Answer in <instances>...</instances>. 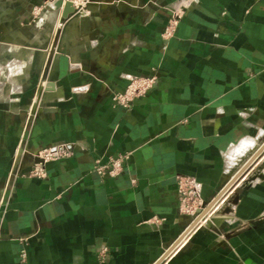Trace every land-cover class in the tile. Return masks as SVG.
Returning a JSON list of instances; mask_svg holds the SVG:
<instances>
[{"label": "crops", "instance_id": "crops-1", "mask_svg": "<svg viewBox=\"0 0 264 264\" xmlns=\"http://www.w3.org/2000/svg\"><path fill=\"white\" fill-rule=\"evenodd\" d=\"M66 2L0 0V264H264V0H104L56 39ZM56 144L71 154L30 176ZM181 175L207 207L240 181L239 199L162 260L191 221Z\"/></svg>", "mask_w": 264, "mask_h": 264}, {"label": "built area", "instance_id": "built-area-1", "mask_svg": "<svg viewBox=\"0 0 264 264\" xmlns=\"http://www.w3.org/2000/svg\"><path fill=\"white\" fill-rule=\"evenodd\" d=\"M70 1L76 8L79 16L84 14L86 5L90 0H67ZM39 7L34 8V13L39 12ZM183 15L182 10H176L167 19L166 25L162 32L164 39L168 40L175 32L176 26ZM158 75L151 73L148 75H135L128 79V84L124 90L112 94V102L119 107L128 108L135 99L145 96L157 83ZM71 154V147L67 144H56L44 147L38 151L36 156L39 158L32 170L30 176H43L44 165L52 160L58 159L63 156ZM129 158V154H119L116 157H110L106 161L96 159L93 164V171L99 176H116L123 167V162ZM226 187V188H225ZM218 193L214 202L205 212L207 206L201 198V186L191 176L181 175L177 178V188L179 193L180 210L182 213L191 217L190 223L182 232L180 238L176 241L174 246L169 249L162 257V260L171 257V254L178 250L200 227L205 225L211 219V216L221 210L232 196L235 187L233 184L225 186ZM25 253L22 252L21 256L24 257ZM160 260L159 262H161Z\"/></svg>", "mask_w": 264, "mask_h": 264}, {"label": "water", "instance_id": "water-1", "mask_svg": "<svg viewBox=\"0 0 264 264\" xmlns=\"http://www.w3.org/2000/svg\"><path fill=\"white\" fill-rule=\"evenodd\" d=\"M101 3H104V0H90V2L85 7L88 10L94 11L92 8H97L96 5H101ZM77 17H79V14L77 13L76 8L73 6V4L70 1H67L65 6H64V12L62 14V20H61L62 28H60L56 31V35H55L56 39L60 38L62 33H64L66 31V29H67L68 25L71 23V21H73ZM53 48H55L56 52L59 51L58 49H56L57 48L56 43L52 44L51 50ZM35 160H36L35 162L40 161L38 157ZM262 166H264V164ZM252 178H253V176L248 178L247 180H244V182L241 185L245 187L247 185V182L249 180H251ZM238 199H239V195L236 192H234V194H232V196L230 197V199L228 200L227 203H236L238 201ZM227 203L222 208V210H224L225 212H229L231 210L230 206L227 205ZM208 209H209V207L206 206L205 212L208 211ZM217 214L218 213H215L211 216V219L213 221H215V219H216L215 216Z\"/></svg>", "mask_w": 264, "mask_h": 264}, {"label": "rangeland", "instance_id": "rangeland-1", "mask_svg": "<svg viewBox=\"0 0 264 264\" xmlns=\"http://www.w3.org/2000/svg\"><path fill=\"white\" fill-rule=\"evenodd\" d=\"M259 161H261L260 164H262V165L264 164V155H261V156H260ZM239 182H240V181H239ZM239 182H237V183L239 184ZM237 183L233 184V187H236V186H237ZM207 222H208V221H207Z\"/></svg>", "mask_w": 264, "mask_h": 264}, {"label": "bare ground", "instance_id": "bare-ground-1", "mask_svg": "<svg viewBox=\"0 0 264 264\" xmlns=\"http://www.w3.org/2000/svg\"><path fill=\"white\" fill-rule=\"evenodd\" d=\"M229 186V185H228ZM226 188V187H225Z\"/></svg>", "mask_w": 264, "mask_h": 264}]
</instances>
